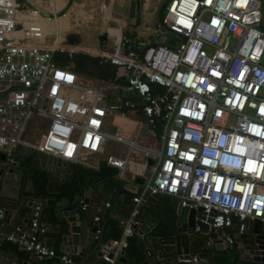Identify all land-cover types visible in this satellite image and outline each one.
<instances>
[{
  "label": "built area",
  "instance_id": "obj_1",
  "mask_svg": "<svg viewBox=\"0 0 264 264\" xmlns=\"http://www.w3.org/2000/svg\"><path fill=\"white\" fill-rule=\"evenodd\" d=\"M42 1L44 8L0 0V151L28 149L84 165L113 141L124 152L108 155L105 162L118 178L131 167L134 154L146 158L149 170L134 192L131 212L120 220V239L95 264H116L127 238L139 235L136 215L148 196L168 195L183 206L201 207L206 217L212 214L209 227L215 231L237 220V233H242L246 219H258L264 227L260 1L167 0L165 14L151 24L152 40L127 34L128 24L111 15L113 0L102 2L103 20L116 24L115 43L86 53L115 65L123 85L95 84L59 64L57 54L71 59L80 50L74 35L67 43L60 1ZM104 34L112 35L109 28ZM134 108L141 110V118L129 114ZM116 116L123 124H116ZM34 122L47 123L37 139ZM143 123L155 144L137 136ZM79 203L81 211L87 210L82 197ZM110 206L108 199L105 208ZM41 209L42 203L35 206L25 230L15 226L4 231L0 225V242L23 246L35 259L51 264H79L72 254L46 244L49 228L39 219ZM93 218L102 220L98 214ZM101 233L97 229L96 235ZM219 238L235 243L224 230ZM201 256L196 253L183 262L197 264Z\"/></svg>",
  "mask_w": 264,
  "mask_h": 264
},
{
  "label": "water",
  "instance_id": "obj_2",
  "mask_svg": "<svg viewBox=\"0 0 264 264\" xmlns=\"http://www.w3.org/2000/svg\"><path fill=\"white\" fill-rule=\"evenodd\" d=\"M259 1L261 9V27L264 31V0ZM165 2L166 0H164L158 7V18L159 11ZM133 4L135 5L134 10ZM140 9L141 0H132L130 4L131 17H135V12L140 11ZM72 36L67 35V43L72 41ZM104 38L105 35L101 37V39ZM74 42L78 45L80 39L76 38ZM128 93L129 95H132V90H129ZM111 100H114L113 96H111ZM18 161L19 157L17 155L0 151V215H5V219L8 217L9 221L11 220V217L15 216L20 204L23 202L22 199H20L21 195L19 192L22 174L20 169L16 168ZM34 162L38 167L49 173L47 191L50 195L48 196L47 204H53L56 194L59 192L60 185L72 177V164L44 152H36ZM148 164L151 165L152 160L148 159ZM148 173L149 170H147V174ZM97 189L98 186L96 185L92 188H89L88 186L84 187L82 200L83 203L87 205L88 210L99 209L104 211L106 209L105 202L109 199V195L104 193L99 199H95L91 196V192ZM158 198L159 196H148V201L146 203L149 204L155 202ZM74 199V197H62L57 203L60 207L55 209L56 212L64 217L69 224L68 228L61 235L59 249L61 252L68 254H78L83 257V264H86L88 256L90 253L94 252L97 247L100 248L96 251V256L98 258L104 253H107L111 249L112 241H108L104 246L101 245L102 234L97 237L96 231L97 229L102 228V220L96 221L94 218H91L88 222H83L79 207V199L75 206H71ZM40 203V198L29 197L25 205L34 209L35 206ZM144 208V204L139 206L136 220L141 221V217L144 214ZM175 213L176 221L173 234L159 237L157 240L160 244L157 262L159 261L160 264H186L183 262V259L194 256L198 252L197 246H195L198 243V238H201L208 248L212 247L209 237L205 236L209 233L215 232L213 228L209 227L211 213L209 217H206V213L201 207L183 206L181 202L178 203ZM32 215L33 210L23 219L24 225H21L23 230L29 228ZM244 223L246 225L245 231L234 234L239 260L264 263L263 224L258 219H246L244 220ZM138 233L140 236L143 235V231L139 228ZM94 242L95 244L91 252L89 254H84L85 247ZM55 243L56 241L52 240L46 242V244L51 247H54ZM228 246L229 244L226 240L218 239L212 249L228 248ZM19 247L24 249L23 246ZM146 252L149 251L146 250ZM109 255H111V252H109ZM201 258L206 260L207 256H201ZM11 261L12 258L9 255L4 254L0 248V264H12ZM118 261H125V259L123 256H120ZM26 263L27 262H25V264Z\"/></svg>",
  "mask_w": 264,
  "mask_h": 264
},
{
  "label": "trees",
  "instance_id": "obj_3",
  "mask_svg": "<svg viewBox=\"0 0 264 264\" xmlns=\"http://www.w3.org/2000/svg\"><path fill=\"white\" fill-rule=\"evenodd\" d=\"M166 3L163 4L159 11V18L163 17ZM127 34L131 36L133 35L130 32H127ZM56 58L58 59L60 65L70 67L79 75H83L91 79H98L106 82L108 81L119 85L124 84V79L117 76V67L115 65L100 62L98 58L85 52L77 51L73 57H71V59H68L65 54L60 53L57 54ZM130 98H134V96H131ZM129 114L136 116L137 118L142 117V112L139 108L129 110ZM161 125L160 119L157 118V130L161 128ZM14 153L19 157L17 167L20 169L22 174L19 192H21L22 194H20L23 197L25 196V198L36 197L41 199L42 209L39 219L48 226L50 231V228L60 223V220L55 215V205H48L46 203L49 196L47 191L49 173L35 164L34 157L36 152L34 150L17 149L14 151ZM72 170V177L60 185L59 192L56 194V201H59L64 196L76 197L77 199H80L83 194V189L86 187V185L104 180L103 187L106 190V193L109 195L111 206L104 211L95 210L94 214H98L102 218V241L108 242L109 240H119L122 233V225L120 220L127 217L131 212L134 206L133 197L135 196V193L127 190L124 187V181L117 177L116 169L112 166L106 165L105 163H102L98 169L87 167L80 163H75L72 164ZM168 197V195H160L159 199L162 201V203H165ZM149 205L151 206V204ZM159 208H161V210H159ZM159 208L157 210H154L153 207L148 209V213L153 214L152 216L155 218L154 226L148 228L142 236L135 234L132 237H128L126 246L121 251V256H123L125 261H117L116 264L144 263L146 261L147 241L149 239L154 240L162 236L173 234L174 221L176 220L175 209L173 208L172 211L168 213L165 209H162L163 205ZM86 212H88V209L81 211V214L83 215ZM114 213L118 215L117 218L113 216ZM21 215L22 212L18 213L19 217H21ZM237 224V220H234V223L231 227L218 229L214 233H209L208 237L214 239L224 230L225 233L234 238V234L237 233ZM47 234L48 232H46V235ZM5 242H7L13 248L18 247V245L15 243L8 241ZM202 243L203 244H199V246L197 244V253L206 256L208 251L206 248L207 246L205 242L202 241ZM0 247H3V242H0ZM55 250L59 252L57 249ZM225 253H219V262L210 263V261H207L206 264H236V262H242V264H260L259 262L239 260V257H236L238 259L237 260L231 255H225ZM72 256L77 263L81 264L79 257L74 254Z\"/></svg>",
  "mask_w": 264,
  "mask_h": 264
},
{
  "label": "crops",
  "instance_id": "obj_4",
  "mask_svg": "<svg viewBox=\"0 0 264 264\" xmlns=\"http://www.w3.org/2000/svg\"><path fill=\"white\" fill-rule=\"evenodd\" d=\"M27 1L29 2V4H26V5H29V6H36L39 8L46 7V4L42 0H27ZM59 1L61 3L62 10L65 13V15L61 17V20H62V24H63L64 28L66 29V34L74 35L76 38L80 39V42L84 39V36H85L84 33L88 30H92L94 35L98 34L99 32H101V37L103 35H105L104 31L107 29L104 27V23L102 24L101 21L99 23H97L99 21V19L101 20V13H102L101 8H100L101 3L105 2V1H103V0H59ZM131 1L132 0H125V2H127V6H128V21H126V20H124V21L128 25L132 24L133 21L139 22L138 19L142 17L141 10L143 8L149 9V7H151V5L155 3L154 0H141L140 11H136L135 17H131V14H130ZM134 8H135V5L133 4V10H134ZM157 10H158V8L153 9L152 12L153 13L155 12L156 14H155L153 20L151 22L147 23L148 27H150V28H151V24L154 22L155 18L157 17ZM109 31L111 32L112 35H115L116 27L115 28H109ZM127 31L130 32L129 29H127ZM94 35H92V37ZM101 37L98 39L99 47L91 48L90 46H81L78 44L77 45L78 50L85 52V53L86 52L91 53V52L97 51L99 48L111 47L113 45V43L111 44L108 42V40H107L108 36L105 35L104 39H101ZM92 80H94L95 84H100V80H98V79H92ZM111 116L113 117L114 114H112ZM115 122H116V124H123L124 120L122 118L116 116ZM108 124L110 125L111 129H113L114 126H112L110 124V122ZM140 128L147 129L149 132V127L146 126L145 123H143V125H141ZM140 137L147 144H155V142L152 143L149 140L148 136H140ZM123 152H124V146L123 145L116 143V142H113V141H108L106 144L103 145L102 149L97 154L91 156L90 159H88V163H86L84 165L87 167L98 169V167L102 163H105L106 165H108L105 162V159L108 155H110V154L122 155ZM14 155H16V154L14 153ZM35 156H36V153H35ZM145 160H146V158L142 154H134L133 155L132 161L130 163L131 167L128 168V170L125 172V174L123 176L126 178L125 179L126 182H125L124 187L127 190L135 192L141 186L145 177L148 175L147 174L148 169H147V166L145 165ZM146 162L148 163V161H146ZM108 166H110V165H108ZM16 168H18V167H16ZM72 175H73V172H72L71 176ZM95 185L98 186V189L92 191L91 196L95 199H99L102 194L106 193V190L103 187L104 186V180H100V181L95 182L93 184L89 183L88 185H86V187L88 186L89 188H92ZM49 195H50V193H49ZM28 198H25V196L22 197V195L20 196V199H22L23 202L20 204L18 211L15 214V216L11 217L10 221L8 220L9 219L8 217H7V219H5V215H0V225L4 231L13 230V228L17 225L18 226L24 225L23 219L26 216H28V213L30 211L33 210V208L25 205ZM74 198H75L74 202H72L71 206H75L77 204L78 199L76 197H74ZM158 199L155 200V202L149 203V204H151V206L147 203L141 204V205L144 204L145 208L143 211L144 214L141 217V221H139V223L135 227V230L137 233H138V228L141 229L143 231V234H144V232L148 228H151L154 226L155 218L152 216L153 214L148 213V209L150 207H153L154 210H157L159 207H161L163 205L162 209H165L168 213H170L173 208L176 211L177 205L179 203V201L176 198L169 196L165 203H162V201L160 199L159 200ZM47 200H48V198H47ZM59 201H56V198H55V200L53 202V204L55 205V209L60 207V205H57V203ZM157 201H159V202H157ZM46 203H47V201H46ZM48 205H50V204H48ZM67 205H69V204H67ZM159 210H161V208H159ZM94 211H95L94 209H90V210H88V212L84 213L82 215V221L88 222L89 219L93 218L95 215ZM20 212H22L21 217L18 216V213H20ZM55 215L60 220V223H58V224L54 225L52 228H50V231H48V234L46 235L45 242H49L50 240L56 241L53 248L57 249L59 252H61L59 249V244L61 242V235L68 228L69 224L64 217H62L60 214H58L56 212V210H55ZM113 216H115L116 218L118 217V215L115 213ZM175 221H174V227H175ZM262 232H264V231L262 230ZM208 235L209 234H207L205 236L208 237ZM209 239L211 242V246L213 247L215 245L216 240L221 239V238H219V235H218L214 239H212L211 237H209ZM157 240H158V238L154 239V240L149 239L147 241V243H146L147 249L146 250H148L149 252H146V261L142 264H160L159 261L157 262V258L159 255L158 251L160 250V244ZM223 240H225V239H223ZM109 241H113V240H109ZM197 241H198V243L197 242L196 243L198 244V246H199V244H203L202 243L203 240L201 238H198ZM2 242H3V247H0V248L2 249L4 254L9 255L12 258V261H11L12 264H25V262H27L26 264H51V261L49 259L37 260L29 252L25 251L24 249H21L19 246L17 248H13L7 242H5V241H2ZM105 243H107V242L101 241L102 246H104ZM94 244H95V242L89 246H86L84 249V254H89L91 252ZM197 244L195 246H197ZM229 246H233L234 248L233 249L222 248V249H214L213 250L212 247L211 248L206 247L208 250V251L206 250L207 251L206 256L208 257V260L207 259L206 260L208 262L210 261V263L211 262L217 263L220 261V258L218 259L219 253L223 254L225 252H226L225 255H231L235 258L238 257L237 243L236 244L234 243L232 245L229 244ZM99 249L100 248L97 247L94 252L90 253V255L88 256V258L86 260V264H95V263L101 262V259L96 256V251H98ZM74 255L79 257L80 263L83 264V257L79 256L78 254H74ZM202 256H204V255H202ZM209 258H211V259H209ZM216 258H217V260H216ZM206 260L201 259V261L197 264H206V262H207ZM218 264H220V263H218ZM236 264H242V262H239V263L236 262ZM260 264H264V263L260 262Z\"/></svg>",
  "mask_w": 264,
  "mask_h": 264
},
{
  "label": "rangeland",
  "instance_id": "obj_5",
  "mask_svg": "<svg viewBox=\"0 0 264 264\" xmlns=\"http://www.w3.org/2000/svg\"><path fill=\"white\" fill-rule=\"evenodd\" d=\"M103 1L108 3L110 0H103ZM154 1H155V3L152 4L151 7H149V9L143 8L141 10L142 17L138 19L139 22L133 21L132 24L128 25V29H129L130 33H132L133 35H136L137 37L146 39V40H152L153 39V32H152L151 28L148 27L147 23L151 22L155 16V14H156L155 12L154 13L152 12L153 9L158 8L164 0H154ZM24 3L29 4V2L27 0H25ZM165 11H166V9L164 8V14H165ZM111 15L119 18L121 21H124V20L128 21L127 2H125V0H113L112 6H111ZM100 21L102 24L104 23V27L106 29L116 27V24L113 21L105 22L103 20L102 13H101V20L99 19V21L97 23H99ZM161 33L163 36H169V34L165 30H162ZM84 35H85L84 39L79 43V45L90 46L91 48L99 47L98 39L101 36V32L94 35L92 30H88L84 33ZM92 35H94V36L92 37ZM107 40L109 43L114 44L115 43V36L110 35V36H108ZM46 127H47L46 122L44 124L43 123L37 124L35 122L32 123L31 130L35 134L36 139L40 136L41 132L44 131ZM136 133H137V136H139V137L140 136H148L149 140L152 143L155 142V138L149 134L147 129H142L139 127L138 130L136 131ZM125 179H126L125 177L121 178V180H123L124 183L126 182Z\"/></svg>",
  "mask_w": 264,
  "mask_h": 264
},
{
  "label": "flooded vegetation",
  "instance_id": "obj_6",
  "mask_svg": "<svg viewBox=\"0 0 264 264\" xmlns=\"http://www.w3.org/2000/svg\"><path fill=\"white\" fill-rule=\"evenodd\" d=\"M100 37H101V36H100ZM100 37H99V38H100ZM262 230L264 231V229H262ZM231 245H232V244H231ZM228 248L233 249L234 247H233V246H229ZM206 259L208 260V257H207ZM209 259H211V258H209ZM207 260H206V261H207Z\"/></svg>",
  "mask_w": 264,
  "mask_h": 264
}]
</instances>
